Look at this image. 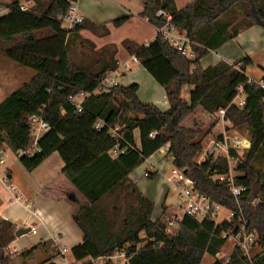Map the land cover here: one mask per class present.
Segmentation results:
<instances>
[{
	"label": "trees",
	"instance_id": "trees-1",
	"mask_svg": "<svg viewBox=\"0 0 264 264\" xmlns=\"http://www.w3.org/2000/svg\"><path fill=\"white\" fill-rule=\"evenodd\" d=\"M28 3L26 9H21V4L13 0L7 4L8 13L0 17V43L25 37L22 43L5 48L3 54L33 70L24 85L0 101V142L17 155L27 171L54 151L61 155L65 163L62 173L86 199V207L73 217L83 233L82 241L70 249L74 261L88 263L124 251L128 264H201L205 254L214 257L212 264H264V170L255 164L264 150V89L258 83L264 81V75L258 82L248 78L245 69L251 64L249 57L234 65L224 61L205 68L200 65V58L239 30L258 25L264 31V0H190L181 9L174 0H141L139 17L157 28L163 20L156 11L163 9L172 15L171 24L195 43V57L189 59L160 35L147 44L121 41L127 53L164 88L169 104L164 110L142 102L137 83L119 82L106 92L84 97L77 111L70 97L92 91L107 71L118 68L114 43L96 48L80 34L86 29L105 36L109 33L107 22L93 23L83 18L73 28L65 29L61 16L69 0ZM235 10L241 13L239 19L235 18ZM129 18L127 15L109 22L118 28ZM35 31L47 33L37 37ZM78 41L84 44L83 49H77ZM185 85L192 86L188 99L181 96ZM240 86L245 102L241 107L231 103ZM197 107L206 113L226 108L227 128L244 130L249 136L247 151L240 155L230 150L236 158L234 183L243 188L237 199L227 185L213 178L216 172L227 173L224 157L196 160L210 128L184 126L182 122ZM33 114L41 115L51 129L38 140L35 150L27 151L31 137L26 117ZM98 119L103 124L95 128ZM114 127L119 128L122 139L112 136ZM217 138H221L220 133ZM115 144L127 145L126 152L110 155ZM165 146L171 165L184 171L194 189L234 213L230 221L215 223L209 218L184 215L176 232L168 234L164 223L152 219L154 202L129 174ZM156 177V172L150 171L146 176L148 180ZM161 215H167L166 206ZM240 218L246 220L247 231L255 234L250 260L237 247L226 260L216 257L226 242L222 233L237 228ZM15 231L11 222H0V264H10L11 256L4 248L15 239ZM39 245L21 256L31 254ZM43 248L52 252L43 262L55 264L51 260L56 248L50 242Z\"/></svg>",
	"mask_w": 264,
	"mask_h": 264
},
{
	"label": "crops",
	"instance_id": "crops-1",
	"mask_svg": "<svg viewBox=\"0 0 264 264\" xmlns=\"http://www.w3.org/2000/svg\"><path fill=\"white\" fill-rule=\"evenodd\" d=\"M11 1L13 0H0V17L8 13L7 4ZM17 1L21 5H30L28 0ZM98 1L76 0L78 12L85 20L93 23L107 22L106 26L109 33L105 36H97L85 29L80 31L81 36L92 41L96 48L114 43L117 47L115 56L118 60V72L122 65L124 69L129 70V61L138 64L139 72L142 75L144 74V80L146 79V83L151 89L149 93L138 95L139 99L144 103L155 104L161 110L167 109L169 104L164 88L154 79L147 77L145 75L146 70L139 62L133 61V56L129 55L121 45L123 39H129L138 44H147L154 38L155 28L145 18L138 16V13L142 10L141 0H105L101 2V5L97 3ZM174 1L177 9L183 8L190 2V0ZM107 6L112 8L107 11ZM96 9L97 11L98 9L107 11L108 16H104L107 18H95L97 11L93 10ZM127 15H130V18L118 28L109 22ZM145 28H150L149 35L144 34ZM33 34L36 36L35 33ZM24 40L25 37L17 36L14 40L0 43V101L13 90L24 85L33 75L31 69L8 60L2 52L5 48L22 43ZM120 53L124 56L123 61L119 57ZM245 57H249L251 60V64L245 69L246 75L250 80L258 82L264 75V31L261 26L252 25L239 30L233 38L216 49L209 50L200 58V65L205 68L219 61L234 65ZM191 89L192 87L186 90L188 95ZM196 110L200 111L201 109L197 107ZM203 113L205 115L206 112L203 111ZM217 123L219 122L217 121ZM49 131L41 134L39 139ZM135 142L138 145L137 133H135ZM28 148L33 149L31 144L28 145ZM7 150L9 149L5 144L0 142V158L2 159V163H0V166H2L0 170V173H2L0 179V222H11L16 230L30 228L29 232L15 236V239L9 243L17 248L14 256L11 257L10 264L15 260L17 264H47L43 261L52 252L51 250L46 251L43 246L44 243L48 242L56 248V254L51 262L65 264L66 261L72 264L74 259L71 256L70 249L83 239V233L74 223L73 217L78 210L86 207L85 197L62 173L65 163L59 152H52L36 168L27 171L19 162L15 153H13L14 159L9 160L10 162L7 163L8 160L5 159V157L7 158ZM166 151L167 146L164 147L161 158L167 156L165 155ZM143 164L144 167L140 174H134L137 169L135 168L130 172L129 177L154 202L155 209L158 207V202L159 204L163 202L166 204V190L163 195L162 193L154 195L153 190L148 185L149 183L141 180V178L145 171L156 172L158 176L161 171L160 164L159 161H151V156L139 166ZM32 228L35 229V233L31 232ZM38 244L40 245L31 254L21 256L22 252ZM61 248H67L68 251L62 255L60 254ZM34 254H36V257H34Z\"/></svg>",
	"mask_w": 264,
	"mask_h": 264
},
{
	"label": "built area",
	"instance_id": "built-area-1",
	"mask_svg": "<svg viewBox=\"0 0 264 264\" xmlns=\"http://www.w3.org/2000/svg\"><path fill=\"white\" fill-rule=\"evenodd\" d=\"M27 5H21V9H26ZM156 16L162 18L163 23L161 26L155 28L154 37L160 35L163 39L167 40L174 48L180 51L189 59H193L194 51L193 45L195 44L192 40L189 39L187 34L171 24L172 15L159 9L156 11ZM83 17L79 14L76 0H69V4L66 12L61 16L62 23H65V29H71L77 23H81ZM133 61H137L135 57H132ZM194 66H192L193 68ZM118 70L107 71L101 79L99 85L90 92H81L78 95L71 96L70 101L74 105L77 111L81 110V103L84 97L90 94H98L106 92L109 87L119 83L117 77L119 76ZM260 87L264 89V81L258 82ZM231 103H234L238 106L244 105V94L242 87L238 88V92L232 99ZM226 108H220L214 113H207L208 116L213 119H217L222 125L221 138L216 140H211V145L209 149L204 152L202 160H206L209 157L218 158L224 157L227 161L228 171L227 173H218L216 172L213 176L214 179L218 180L220 183H224L228 186L230 193L237 199L240 192L243 190L242 187L237 186L234 183L233 173V164L236 160L234 156L230 153V150H234L237 154H241L247 151L250 147V141L248 138L239 135L235 129L227 128L229 123L224 119V113ZM26 122L30 126V144L32 145L33 150L36 149L37 142L41 134L50 130V126L46 121H44L39 114H33L26 117ZM103 124L101 119H98L94 127L99 128ZM112 136L116 137L117 140L122 139L121 133L119 132L118 127L111 128ZM154 133H150L149 136H153ZM127 150V145L121 146L115 144L109 151L110 155L118 156L125 153ZM27 151H31L30 148H27ZM160 153H164V147L159 150ZM20 153V152H19ZM0 163L2 159L0 158ZM149 171H145L144 175H148ZM2 173H0V179ZM175 180V188L178 192L179 198V207L180 214L170 217L166 220L165 227L168 234H174L177 230L179 222L182 220L184 215H191L197 219L209 218L215 223V219L218 216V210L222 208L221 205L217 204L214 201H211L209 197L199 193L193 187V181L185 176L184 171L172 168L171 175L167 177L168 181ZM228 213L224 220L230 221L234 213L227 209ZM221 221V222H222ZM240 225L237 228H227L223 233L222 237L227 240L233 241L234 247L239 248L241 254L250 260V247L255 239V234L253 232L247 231L246 229V220L240 218ZM32 233H35V229H31ZM17 248L11 244L7 245L4 248V252L7 254L15 253ZM68 251L67 248H61L60 254L64 255ZM105 263L111 262L112 264H128V257L124 251H116L112 255L99 256L94 259H90L88 263ZM85 262L74 261L72 264H88ZM65 264L67 263L65 261Z\"/></svg>",
	"mask_w": 264,
	"mask_h": 264
},
{
	"label": "rangeland",
	"instance_id": "rangeland-1",
	"mask_svg": "<svg viewBox=\"0 0 264 264\" xmlns=\"http://www.w3.org/2000/svg\"><path fill=\"white\" fill-rule=\"evenodd\" d=\"M102 1H105V0H99L97 3H100V5H101ZM111 8L112 7L107 6L106 10L109 11ZM93 11H97V9L93 10ZM107 11H103L101 9H98L97 16H95V18H107V17H104V16H108ZM234 15H235V18L239 19L241 13H240V11L235 10ZM62 26L63 27L65 26L64 22L62 23ZM150 32H151L150 28H145V33H144L145 35H149ZM34 33L38 37V36H42V35L46 34L47 32L46 31H35ZM81 48L82 49L84 48V44L81 41H78L77 42V49H81ZM119 57H120L121 61H123L124 56L122 53H120ZM137 65L138 64L133 63L132 61H129L128 62L129 70L124 69L123 65H122L119 69L121 76H118L117 79L120 82V84H122V85H128L131 82L137 83L139 85V89H138L139 92L137 93V95L149 93V92H151V89H150L149 85L146 83V79L144 80V76H143L144 74L142 75L139 72ZM31 71L33 72L32 69H31ZM145 75L147 77H149L150 79H153V78H151L152 76L148 72H146ZM132 80H134V81H132ZM191 87H192L191 85H185L181 90V96L185 97L187 99L188 94H187L186 90L188 88H191ZM217 119L218 118H216V119H213L212 117L210 118L208 116V114L205 113V115H204L202 110L197 111L195 109L194 114L190 115L188 118L184 119V121L182 122V124L184 126H190V127L199 126L204 130L207 128H210V133H208L205 136V138L203 139V142H202L203 150H202L201 154L196 158L197 162H200L202 160L204 152H206L211 145V140H216L218 134L221 133V131H222V125H221V123H217ZM233 129H235L239 135L249 139L248 134L244 130H240L237 128H233ZM137 140L139 141L138 135H137ZM6 153H7V158L5 157V159H7L8 160L7 163H9L10 162L9 160L14 159V154L10 149L7 150ZM165 155H167V154H165ZM242 157H244V156L242 155ZM159 158H161V153H159V151L155 152L151 156V161H159L161 171L159 172L158 176L154 180H148L146 178V175H144V173H143V177L141 178V180H144L147 183H149L148 185L153 190L154 195H157L158 193L159 194L162 193V195H163L164 191L166 190V193H167L166 201H165L166 204L164 202L159 204V202H158V204H157L158 207L155 208L152 212V219L153 220L159 219L162 223L165 224L167 219H169L170 217H173L175 215L180 214L181 210L179 207L178 192L175 188V180H173V179L171 181L167 180V177H169L171 175V169L173 168V166L171 165V160L168 157V155L166 157L163 156L161 159H159ZM255 164H256V167L260 168L262 171L264 170V150H262L259 153L258 159L255 162ZM5 165H6V163H5ZM143 167H144V164L141 166H138L137 169L135 170L134 174H140V172L143 170ZM1 169H2V166H0V170ZM232 175H235L234 171H233ZM163 188H164V190H163ZM167 204H170V205H167ZM163 206H166L167 215H161L162 210H163ZM169 207H171V208H169ZM227 213H228L227 208H224V207L220 208L218 210V216L215 219V221L221 222L222 220L225 219V217L227 216ZM233 247H234L233 241L227 240L225 242V244L221 247V249L218 252L216 257L223 259V260H226L229 257L230 253L232 252ZM9 255L11 257H13L14 253L9 254ZM34 257H36V254H34ZM15 262H16V260L14 262H12V264H17ZM213 262H214V257H212L209 254H205L203 256L201 264H212Z\"/></svg>",
	"mask_w": 264,
	"mask_h": 264
},
{
	"label": "water",
	"instance_id": "water-1",
	"mask_svg": "<svg viewBox=\"0 0 264 264\" xmlns=\"http://www.w3.org/2000/svg\"><path fill=\"white\" fill-rule=\"evenodd\" d=\"M30 231V228L29 227H26V228H19L15 231L14 235L15 236H20L21 234H25L27 232Z\"/></svg>",
	"mask_w": 264,
	"mask_h": 264
}]
</instances>
